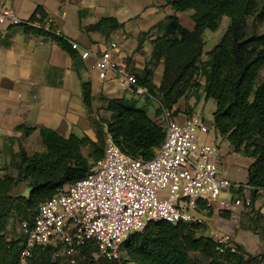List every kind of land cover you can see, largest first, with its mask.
I'll use <instances>...</instances> for the list:
<instances>
[{"label":"trees","instance_id":"16d2710c","mask_svg":"<svg viewBox=\"0 0 264 264\" xmlns=\"http://www.w3.org/2000/svg\"><path fill=\"white\" fill-rule=\"evenodd\" d=\"M170 3L176 12L191 17L195 29H186L174 15L143 34L146 37L155 30L160 33L152 40V57L143 74L136 76L137 80L168 110L192 89L202 90L206 100L216 101L214 129L230 142L236 153L253 160L248 171L252 205L258 192L264 189V32L258 34L251 23L260 6L256 0H174ZM223 18L229 20L227 31L203 61V34L206 30L218 31ZM45 20L43 9H37L30 25L24 26L25 32L50 38L75 57L72 44L54 27L45 29ZM120 26L114 19H103L85 29L108 36L109 31ZM141 46L140 40L136 51ZM160 63L164 65L163 81L155 86L153 68ZM83 88L84 105L91 113V86L85 83ZM107 111L111 113L109 119L93 122L96 130L102 128L103 146L88 136L65 138L45 127L18 128L24 137L39 131L44 151L30 155L25 145H21L12 160L14 172L0 178V264H21L23 236L21 240L13 239L11 219L21 224L32 222L43 202L84 179L93 162L103 156L105 127L130 157L151 160L162 146L166 136L163 124L159 119L150 118L145 109H137L136 101L109 99ZM160 114L161 109L157 111ZM21 183L30 189L28 196L12 194ZM197 230L184 223H151L127 240L124 245L127 260L123 264H199L192 259V254L202 256L207 264H251V256L239 245L236 244L234 252L220 253L217 244L207 236H197ZM94 252V249L86 250L78 264H108L101 258L95 259ZM55 254L52 248H37L28 264H63Z\"/></svg>","mask_w":264,"mask_h":264},{"label":"crops","instance_id":"0c3cea01","mask_svg":"<svg viewBox=\"0 0 264 264\" xmlns=\"http://www.w3.org/2000/svg\"><path fill=\"white\" fill-rule=\"evenodd\" d=\"M171 1L174 0H0V8L14 9L25 22L31 20L37 9H43L44 28L54 27L76 50V56L72 57L50 38L25 32V25L0 26V178L12 173V160L21 145L28 150L33 140H40L39 131L24 137L18 131L20 126L49 128L65 138L76 135L93 139L96 130L93 122L111 117L107 100L122 98L136 101L137 109H145L150 118L156 119L160 108L157 98L137 96L130 84L115 72H110L105 80L100 79L93 58L84 59L82 54L90 51L106 55L116 68L125 67L135 76L142 75L153 54L152 40L160 33L155 30L149 36L143 34L174 15L183 27L195 29L191 17L176 12ZM103 19H114L121 26L109 31L108 36L85 29ZM215 33L206 30L203 34V61L211 51H205V47L216 41ZM140 40L141 49L136 51ZM112 43L116 44L115 48ZM163 74V63L153 68L155 86L162 84ZM85 83L91 86V113L83 101ZM200 83L204 84V80ZM216 109L215 100H206L202 90L192 89L170 112L176 123L183 124L196 117L209 126L210 131L202 136V141L219 145L222 176L243 186L240 190L224 192L219 200H244L251 197L248 171L253 160L236 153L230 142L214 129ZM26 188L27 184L21 183L12 194L23 195ZM219 200L212 203L211 214L206 216L205 233L211 230L231 233L251 256V264H264V189L250 207L239 208L234 213L220 211ZM235 215L238 224L233 222Z\"/></svg>","mask_w":264,"mask_h":264},{"label":"built area","instance_id":"2783aa9c","mask_svg":"<svg viewBox=\"0 0 264 264\" xmlns=\"http://www.w3.org/2000/svg\"><path fill=\"white\" fill-rule=\"evenodd\" d=\"M22 25L30 22L23 21L12 8H0V26ZM82 58H93L100 79L115 72L137 96L152 97L135 75L125 67L116 68L106 55L86 51ZM160 119L166 136L151 160L125 154L105 127L103 156L93 162L87 176L43 202L34 220L21 224V264H28L37 248L54 249L63 264H78L89 249L95 250V259L123 264L127 260L125 242L151 223L206 227L212 203L224 192L243 186L222 176L219 145L202 141L210 131L204 121L194 117L176 123L170 110L163 107ZM250 206L251 197L219 200L222 212L234 213ZM233 222L238 224L237 215ZM206 236L217 244L220 253L236 250L231 233L211 230Z\"/></svg>","mask_w":264,"mask_h":264},{"label":"rangeland","instance_id":"374dc122","mask_svg":"<svg viewBox=\"0 0 264 264\" xmlns=\"http://www.w3.org/2000/svg\"><path fill=\"white\" fill-rule=\"evenodd\" d=\"M256 1L259 4L260 9H259L258 13L255 15V17L253 18V20L251 21V23L257 28L258 34H262L264 32V0H256ZM228 24H229V20L227 18H223L219 30L216 31V33H215L216 41L213 44L212 43L207 44V46L205 47V51L212 50L216 46V44L219 43V41L221 40V38L224 36V34L227 31ZM209 32H211V31H209ZM212 33H214V32H212ZM159 109H161V104H160ZM149 114L152 115L153 110H150ZM156 119H159V121L163 124L162 119H160V115L158 116L156 114ZM101 129L102 128L100 127L97 130H95L93 140L95 142H97L98 144H102V146H103V135H102ZM28 151H29L30 155L40 154V153H43L44 147H43L40 140H33L31 142L29 148H28ZM12 172H14V171L12 170ZM29 193H30L29 188H26L24 190V192H22V194L25 196H28ZM20 225H21V222H19V221L16 222L14 220V218L11 219L10 228H11V233H12V237L14 240H21L22 239ZM197 236H206L205 228L199 227L197 230ZM232 241L238 245V242L236 241V237L232 238ZM192 259L197 261L199 264H207V260L198 254H192Z\"/></svg>","mask_w":264,"mask_h":264}]
</instances>
